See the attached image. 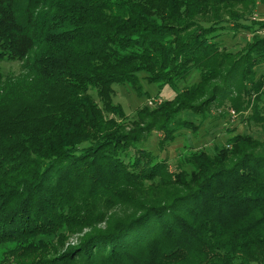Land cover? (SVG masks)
I'll return each mask as SVG.
<instances>
[{"label":"trees","instance_id":"16d2710c","mask_svg":"<svg viewBox=\"0 0 264 264\" xmlns=\"http://www.w3.org/2000/svg\"><path fill=\"white\" fill-rule=\"evenodd\" d=\"M259 2L0 0V62L29 75L0 70V245L15 246L12 264H264V140L230 129L175 171L143 145L153 131L162 148L197 133L227 102L264 131ZM227 28L250 42L221 49ZM197 70L133 117L114 101L115 83L146 94L140 73L175 88ZM185 110L201 123L174 125Z\"/></svg>","mask_w":264,"mask_h":264},{"label":"rangeland","instance_id":"374dc122","mask_svg":"<svg viewBox=\"0 0 264 264\" xmlns=\"http://www.w3.org/2000/svg\"><path fill=\"white\" fill-rule=\"evenodd\" d=\"M264 20V2H259L254 10V14L250 19ZM258 34L264 35V30H258ZM253 32L247 30L234 31L227 28L220 32L217 38L221 49L232 52H237L245 47L250 42ZM0 70L4 73L5 78L12 80H25L29 77L26 71L22 68V62L17 60H5L0 62ZM257 77L264 74V64L256 67ZM140 82L142 84V91L146 94L142 96L130 86L128 83H115L113 88L115 90L114 101L123 106L125 112L129 117H133L138 108L143 105H148L151 108H157L165 103V99H173L180 91L189 85L200 80V70L194 71L187 79L181 81L178 86L171 88L168 85L160 87L159 84L149 83L145 79V74L140 73ZM13 82V81H11ZM10 82L5 83L8 85ZM19 84V83H17ZM4 90V86L0 87V92ZM246 98V96H244ZM249 96H247L248 98ZM254 98V95L252 96ZM243 100V99H242ZM247 100V99H246ZM263 104V103H261ZM233 105V103H232ZM243 106V105H242ZM212 116L209 117L200 126L198 132H194L190 128L179 130L176 134V139L171 144H166L162 148L159 144L161 134L158 131H153L149 139L143 143L145 147L153 151L160 159H166L170 165L171 170H177L179 161L186 155L196 150L205 149L214 153L215 145L224 146L229 136L230 129H236L239 133H248L254 137L264 140V131L260 124L255 121L245 120L251 114V109L245 111H236L230 102L220 106L214 107L211 110ZM113 116V115H112ZM193 121L199 125L202 121V116L195 114L193 111L185 110L177 115L174 125L182 120ZM172 124V125H173ZM161 147V148H160ZM121 212V211H120ZM100 227H106L105 223H101ZM88 231L85 229L84 232ZM83 232V233H84ZM74 234L70 237L69 243L75 244L82 234ZM15 246L10 243L0 245V264H12V256L10 250Z\"/></svg>","mask_w":264,"mask_h":264}]
</instances>
